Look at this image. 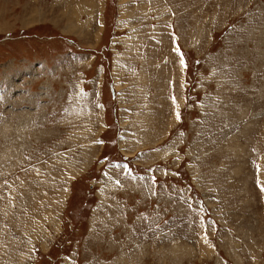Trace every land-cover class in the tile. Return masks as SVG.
<instances>
[{"label":"rangeland","instance_id":"obj_1","mask_svg":"<svg viewBox=\"0 0 264 264\" xmlns=\"http://www.w3.org/2000/svg\"><path fill=\"white\" fill-rule=\"evenodd\" d=\"M262 187L264 0H0V264H264Z\"/></svg>","mask_w":264,"mask_h":264},{"label":"snow or ice","instance_id":"obj_2","mask_svg":"<svg viewBox=\"0 0 264 264\" xmlns=\"http://www.w3.org/2000/svg\"><path fill=\"white\" fill-rule=\"evenodd\" d=\"M175 99V98H173ZM177 118L179 119V114H177ZM262 191H264V187L261 188Z\"/></svg>","mask_w":264,"mask_h":264},{"label":"bare ground","instance_id":"obj_3","mask_svg":"<svg viewBox=\"0 0 264 264\" xmlns=\"http://www.w3.org/2000/svg\"><path fill=\"white\" fill-rule=\"evenodd\" d=\"M17 150V149H16Z\"/></svg>","mask_w":264,"mask_h":264}]
</instances>
